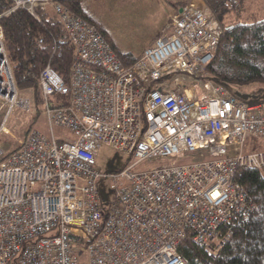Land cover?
<instances>
[{"label":"built area","instance_id":"built-area-1","mask_svg":"<svg viewBox=\"0 0 264 264\" xmlns=\"http://www.w3.org/2000/svg\"><path fill=\"white\" fill-rule=\"evenodd\" d=\"M40 20L54 13L75 47L70 78L47 63L40 72L49 135L30 129L18 147L0 146V264H186L188 239L216 256L230 229L254 210L236 178L264 168V99L243 100L208 76L223 29L195 0L166 7L158 36L131 66L102 33L59 0H10ZM41 42V40L39 41ZM53 93L69 96L55 106ZM16 88L0 25V134L16 108L34 112ZM64 128L71 139L57 136ZM102 145L129 156L101 173ZM114 189L102 203L99 178ZM226 229V231H222Z\"/></svg>","mask_w":264,"mask_h":264},{"label":"trees","instance_id":"trees-1","mask_svg":"<svg viewBox=\"0 0 264 264\" xmlns=\"http://www.w3.org/2000/svg\"><path fill=\"white\" fill-rule=\"evenodd\" d=\"M59 1L77 16L95 26L125 66H131L143 50L153 43L167 18L164 13L160 27L152 30L145 43L134 52L129 46L120 48L115 38L117 36L108 26L109 22L113 23L114 17L118 18L117 11L110 8L105 10L93 4V0ZM203 2L223 29L213 60L207 68L208 76L234 91L254 94L241 88L254 84L264 87V0H203ZM166 3L169 8L181 4L170 1ZM10 6V0H0V25L5 47L16 88L20 92L32 91L36 113L39 106L44 105L39 86L41 70L49 63L63 81L68 82L75 60V47L68 38L62 44L57 43L66 33L57 16L51 11L42 13L38 21L23 9L4 14ZM48 99L54 106L58 103H69V96L64 93H53ZM32 128L34 127L29 126L24 129V136ZM17 147L18 144L6 153L14 151ZM235 178L248 192L249 199L254 204L253 212L247 219H240L227 229L230 231L229 237L216 256H211L196 242L182 240L178 252L186 258V264H264V168L261 170L239 168Z\"/></svg>","mask_w":264,"mask_h":264},{"label":"rangeland","instance_id":"rangeland-1","mask_svg":"<svg viewBox=\"0 0 264 264\" xmlns=\"http://www.w3.org/2000/svg\"><path fill=\"white\" fill-rule=\"evenodd\" d=\"M138 8L140 11L137 16L124 13L118 15V18L114 17L112 20L113 23H108V26L112 30L111 32L115 33V36H117L115 38L120 48L129 46V49L134 52H137L140 49L139 47L144 44L146 39L152 34L148 12L149 9L151 11L156 10L153 4L140 2L138 3ZM241 90H246V92L251 93L254 92V94L256 93V95H258L257 99L264 98V87L259 84L241 88ZM21 95L28 96L30 99L33 98L34 102V96L31 90L22 91ZM43 109L44 105H40L36 113L35 111L30 112L21 108L13 110L8 122L11 133L0 134V146L4 152L9 149H14L17 146L19 139L24 136V129L29 126H33L44 134L49 135V128ZM54 133L57 136H65L68 140L72 137L68 131L61 127H55ZM247 141L249 146L246 149L264 150V139L248 138ZM129 163L130 159L127 154L107 145H102L96 156V166L101 173L113 174L125 168ZM113 185L114 180L111 177L98 179L97 189L102 203H108L111 199L114 189ZM77 256L78 264H86L85 251L78 252Z\"/></svg>","mask_w":264,"mask_h":264},{"label":"crops","instance_id":"crops-1","mask_svg":"<svg viewBox=\"0 0 264 264\" xmlns=\"http://www.w3.org/2000/svg\"><path fill=\"white\" fill-rule=\"evenodd\" d=\"M167 1L176 3H183L187 0H93V4H97L100 7H103V9L106 10L110 8V10L114 9V11H117V14H124L127 13L128 15H138L139 8L138 3H148L153 4L156 8V10L151 11L149 9L148 12V18L150 19V24L152 27V30H157L161 24V22L164 19V13H166V7L168 8ZM198 3H204L203 0H195ZM116 14V13H114ZM116 15V16H118Z\"/></svg>","mask_w":264,"mask_h":264},{"label":"water","instance_id":"water-1","mask_svg":"<svg viewBox=\"0 0 264 264\" xmlns=\"http://www.w3.org/2000/svg\"><path fill=\"white\" fill-rule=\"evenodd\" d=\"M234 93L241 99L243 100H248V99H256L258 97V95L256 94H250V93H244V92H240L238 90H235Z\"/></svg>","mask_w":264,"mask_h":264},{"label":"bare ground","instance_id":"bare-ground-1","mask_svg":"<svg viewBox=\"0 0 264 264\" xmlns=\"http://www.w3.org/2000/svg\"><path fill=\"white\" fill-rule=\"evenodd\" d=\"M198 3V2H197ZM200 5L202 4V3H199ZM248 100H250V99H248Z\"/></svg>","mask_w":264,"mask_h":264}]
</instances>
